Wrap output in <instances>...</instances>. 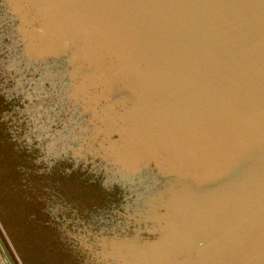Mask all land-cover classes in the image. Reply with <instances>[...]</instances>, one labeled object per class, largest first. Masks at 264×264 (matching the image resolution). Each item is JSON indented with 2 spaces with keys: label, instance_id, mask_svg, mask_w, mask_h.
<instances>
[{
  "label": "rangeland",
  "instance_id": "rangeland-1",
  "mask_svg": "<svg viewBox=\"0 0 264 264\" xmlns=\"http://www.w3.org/2000/svg\"><path fill=\"white\" fill-rule=\"evenodd\" d=\"M55 19L0 0V235L16 264H116L114 249L147 243L115 230L135 227L131 206L167 232L207 174L183 150L131 143L139 84Z\"/></svg>",
  "mask_w": 264,
  "mask_h": 264
},
{
  "label": "water",
  "instance_id": "water-1",
  "mask_svg": "<svg viewBox=\"0 0 264 264\" xmlns=\"http://www.w3.org/2000/svg\"><path fill=\"white\" fill-rule=\"evenodd\" d=\"M33 1L139 84L132 144L183 150L207 174L160 247L113 261L172 264L204 242L176 264H264V206L211 240L264 204V0ZM0 257L16 264L1 235Z\"/></svg>",
  "mask_w": 264,
  "mask_h": 264
},
{
  "label": "flooded vegetation",
  "instance_id": "flooded-vegetation-1",
  "mask_svg": "<svg viewBox=\"0 0 264 264\" xmlns=\"http://www.w3.org/2000/svg\"><path fill=\"white\" fill-rule=\"evenodd\" d=\"M127 199H128V197L126 198V200ZM129 199H130V197H129ZM160 209H164V208L160 207ZM166 210L167 209H164V211H166ZM171 213H172V215H171ZM126 214H127L126 217L129 218L131 221H133V224L135 225V227H133V229H129V228L127 229V227H125L123 229L115 228L116 231L118 230L119 232L122 231L123 233H129L130 230H133V232L135 234L140 235L141 237H144L146 239L143 241V242H145V241L147 242L146 245H148V246L155 245V246H159V247L163 244L162 242H165V240H167V237H169L171 235V234H167L164 230H162L159 222L163 223V221L158 220L157 217L154 220L149 219V217H148L149 215L148 216L144 215V214H146V213H144V211H142V212L133 211L132 206H131V209L130 208L128 209ZM168 214L169 213L167 211L166 215H168ZM176 216H177L176 214L174 215L173 212H170V220L167 221L168 222L167 224H170L171 222H174L175 224H178V222L180 223V218H178ZM185 224L187 225V223H185ZM177 239H178V237H177ZM181 243L184 246H188V249L190 248V246H194V245H192L191 240L188 237L186 238L185 236H183L181 238ZM189 254H190L189 256H191V258H193V257L196 258V257H198L197 255L199 254V252L192 251Z\"/></svg>",
  "mask_w": 264,
  "mask_h": 264
},
{
  "label": "bare ground",
  "instance_id": "bare-ground-1",
  "mask_svg": "<svg viewBox=\"0 0 264 264\" xmlns=\"http://www.w3.org/2000/svg\"><path fill=\"white\" fill-rule=\"evenodd\" d=\"M199 244H200V243H199ZM198 247H200V248H201L202 246H198Z\"/></svg>",
  "mask_w": 264,
  "mask_h": 264
}]
</instances>
